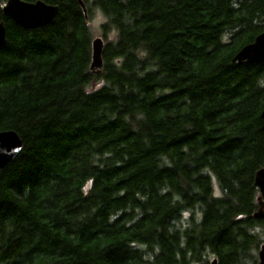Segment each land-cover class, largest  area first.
<instances>
[{
	"label": "trees",
	"instance_id": "obj_1",
	"mask_svg": "<svg viewBox=\"0 0 264 264\" xmlns=\"http://www.w3.org/2000/svg\"><path fill=\"white\" fill-rule=\"evenodd\" d=\"M41 1L57 13L30 30L0 0V131L22 141L0 169V264H256L264 62L232 58L264 0Z\"/></svg>",
	"mask_w": 264,
	"mask_h": 264
},
{
	"label": "water",
	"instance_id": "obj_2",
	"mask_svg": "<svg viewBox=\"0 0 264 264\" xmlns=\"http://www.w3.org/2000/svg\"><path fill=\"white\" fill-rule=\"evenodd\" d=\"M85 15L86 9L82 0H77ZM57 6L47 4L41 0L26 2L23 0H6L2 7L4 16L11 19L15 24L23 29H36L48 25L57 13ZM6 44V30L0 21V48ZM103 40L95 38L91 41V64L90 69L96 70L102 66ZM232 62L241 65H253L264 62V31L257 34L253 41L244 45L232 58ZM264 119V107L260 113ZM22 141L19 135L12 130L0 131V169L10 163L19 153ZM254 186L258 189L259 196L258 209L252 215L254 219H264V168L256 171L254 176ZM209 264H218L213 258ZM256 264H264V243L259 246Z\"/></svg>",
	"mask_w": 264,
	"mask_h": 264
},
{
	"label": "rangeland",
	"instance_id": "obj_3",
	"mask_svg": "<svg viewBox=\"0 0 264 264\" xmlns=\"http://www.w3.org/2000/svg\"><path fill=\"white\" fill-rule=\"evenodd\" d=\"M105 21L104 16L98 11V10H93V14L89 17L88 19V26H89V30L92 34V40L95 38H101L104 42V38L102 35V31H101V24ZM213 181V185L216 188V182L215 179H212ZM216 193H218V191L216 190ZM261 238L264 239V235L261 236ZM258 252V251H257ZM213 259L212 256H210L208 263Z\"/></svg>",
	"mask_w": 264,
	"mask_h": 264
}]
</instances>
